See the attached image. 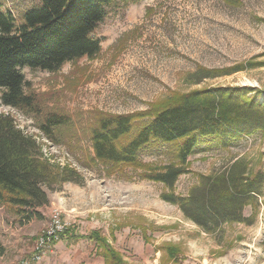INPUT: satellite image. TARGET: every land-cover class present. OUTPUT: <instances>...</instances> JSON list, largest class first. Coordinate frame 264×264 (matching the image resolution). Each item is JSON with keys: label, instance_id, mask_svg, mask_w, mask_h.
<instances>
[{"label": "rangeland", "instance_id": "obj_1", "mask_svg": "<svg viewBox=\"0 0 264 264\" xmlns=\"http://www.w3.org/2000/svg\"><path fill=\"white\" fill-rule=\"evenodd\" d=\"M0 1L16 24L40 2ZM107 12L94 32L102 41L98 56L69 61L55 73L23 69L47 109L73 116L75 127L61 141L40 130L34 116L0 99V115L34 138L43 158L81 175L80 182L48 189L54 202L51 213L59 211L67 227L78 233L99 229L111 239L115 232L112 243L121 249L125 264H264L262 130L232 139L227 146L218 137L202 138L197 152L189 156L187 172L171 191L162 182L141 178L142 170H131V179L109 175L91 157L87 128L100 112H143L204 88L253 87L249 96L264 101V0H142L115 4ZM143 160L154 166L178 162L175 145L155 146ZM233 164L263 180L260 193L243 207L244 222L205 232L177 204L161 197L164 192L186 196L204 176L219 175ZM0 206L7 208L1 202ZM164 243L177 246L175 259L168 260L158 250ZM88 257V264H99L95 251ZM24 259L10 249L0 264H20Z\"/></svg>", "mask_w": 264, "mask_h": 264}, {"label": "trees", "instance_id": "obj_2", "mask_svg": "<svg viewBox=\"0 0 264 264\" xmlns=\"http://www.w3.org/2000/svg\"><path fill=\"white\" fill-rule=\"evenodd\" d=\"M142 0H40L24 12L23 21L3 10L0 1V99L11 108L31 114L40 130L55 142L75 127L74 118L61 110L47 109L42 97L27 80L23 69L55 73L69 61L94 58L102 41L94 36L111 6ZM253 87H215L192 90L153 104L143 112H100L90 122L92 159L109 175L131 179V170H142L141 178L163 183L171 191L187 172L189 156L196 153L202 138H220L223 146L254 131L264 132V101L249 96ZM175 145L177 161L154 166L144 162L149 149ZM233 164L219 175L204 176L186 196L164 192L161 197L178 205L185 217L203 231L215 233L223 224L244 222L243 207L260 193L262 177ZM130 172H129V171ZM74 169L52 164L43 158L35 139L0 115V202L30 220L37 209L50 204L48 189L64 182H80ZM91 240L105 264H125L120 250L99 229L86 235L68 227L61 235ZM115 237V232H111ZM158 250L175 259L177 246L164 243ZM163 256V258H164Z\"/></svg>", "mask_w": 264, "mask_h": 264}, {"label": "crops", "instance_id": "obj_3", "mask_svg": "<svg viewBox=\"0 0 264 264\" xmlns=\"http://www.w3.org/2000/svg\"><path fill=\"white\" fill-rule=\"evenodd\" d=\"M49 202V205L37 209L39 216L31 217L30 220L21 218L19 215L11 213L7 208L0 206V247L3 249L0 258L10 249H16L24 258H30L32 256L34 249L33 245L36 238L42 233L51 220L50 214L54 202ZM4 237H6V239L7 237L12 239L13 242L8 245L9 241L3 240ZM112 239L111 237V242ZM30 242H32V244H30ZM93 244L91 240L86 238H79L75 241V237L65 234L46 252V255H44L41 260L43 262L33 261L32 264H79L83 260L88 264V256H90L93 251H95V255H97L96 246L95 244L93 246ZM83 249L85 250L84 252L82 251ZM118 250L121 251V249ZM51 259L56 260L55 263H52ZM97 259H99V264H105V259L101 256L97 255Z\"/></svg>", "mask_w": 264, "mask_h": 264}, {"label": "built area", "instance_id": "obj_4", "mask_svg": "<svg viewBox=\"0 0 264 264\" xmlns=\"http://www.w3.org/2000/svg\"><path fill=\"white\" fill-rule=\"evenodd\" d=\"M50 217V222L35 240L32 256L22 260L20 264H32L33 261L41 262L46 252L53 247V244L61 238V235L68 228V223L64 221L59 211L54 210Z\"/></svg>", "mask_w": 264, "mask_h": 264}]
</instances>
